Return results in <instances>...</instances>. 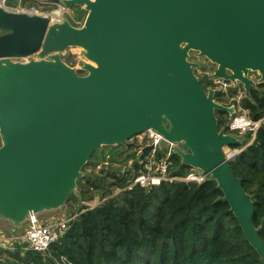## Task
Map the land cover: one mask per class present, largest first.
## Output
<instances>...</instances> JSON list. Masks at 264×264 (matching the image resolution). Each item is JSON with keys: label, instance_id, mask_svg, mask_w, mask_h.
<instances>
[{"label": "water", "instance_id": "1", "mask_svg": "<svg viewBox=\"0 0 264 264\" xmlns=\"http://www.w3.org/2000/svg\"><path fill=\"white\" fill-rule=\"evenodd\" d=\"M63 2L87 10L82 25L0 2V217L20 226L65 206L96 150L125 144L143 160L155 144L131 138L153 128L163 135L159 150L177 142L183 163L216 179L218 199L264 262L254 200L231 166L243 139L218 124L216 111L235 107L216 100L222 88H206L223 77L251 98L264 82V0ZM74 46L84 74L63 58ZM192 50L215 66L202 69Z\"/></svg>", "mask_w": 264, "mask_h": 264}, {"label": "trees", "instance_id": "2", "mask_svg": "<svg viewBox=\"0 0 264 264\" xmlns=\"http://www.w3.org/2000/svg\"><path fill=\"white\" fill-rule=\"evenodd\" d=\"M7 2L17 5V0ZM68 57L65 61L70 63ZM221 97L222 93L216 96ZM242 105L261 122L253 141L236 155L231 166L254 200V224L264 238V82L251 87V98L245 95ZM216 113L219 127L224 126L229 112ZM114 146L118 147L109 151V163H103L100 170L94 163L92 171L77 180V193L67 199L78 205L80 198L93 199L98 193L100 201L93 206L82 204L71 212L76 217L45 252L26 242L17 243L4 250L0 264H264L230 204L218 199L223 191L216 179L164 180L151 187L137 184L124 188L143 162L130 150L133 146L123 145V151L120 145ZM98 150L83 169L96 153H104ZM102 156L105 158L106 152ZM171 158L173 174L183 176L192 169L176 152ZM128 160L132 164L122 170Z\"/></svg>", "mask_w": 264, "mask_h": 264}, {"label": "built area", "instance_id": "3", "mask_svg": "<svg viewBox=\"0 0 264 264\" xmlns=\"http://www.w3.org/2000/svg\"><path fill=\"white\" fill-rule=\"evenodd\" d=\"M6 1L8 0H3L4 4ZM28 1L30 0H17L16 6H19V10H29L30 8H33L35 12H43L50 17V21H61L66 17L65 14L69 10V6L65 4L63 0H60L58 3H52L48 0H39L41 3H44V7H47V9L43 11H39L36 6L28 7L26 5ZM33 56L37 57V54L34 53ZM79 56L85 57L84 54H79ZM29 58L30 56H25L18 59L28 60ZM197 73L200 75L202 73V69L201 71L198 69ZM209 87L222 88V94H228L230 92V95H234L232 91L235 90L237 99L235 96L231 97L235 98L236 100H240L245 96V90L241 83L235 84L232 80L225 79L223 77H210L206 88ZM260 122L261 119H253L249 115V109L242 105L241 108L238 110L236 109L232 114H229V117L223 127H225V132L236 134L239 137H243L247 133H250V140L252 142ZM162 137V133L153 128L144 131V138L139 142L154 143L155 148L143 160L140 159L143 162V167L140 168V170L134 175L133 179L127 183L124 188H132L137 184L144 187H151L154 185H159L164 180L172 181L175 179H183L186 181H201L204 179L200 169L195 167H192V169L183 176L173 174L171 171V166L173 163L171 155L174 152L177 142L170 141L163 150H159L157 145ZM234 148L238 153L240 152L239 148ZM234 148L231 147L229 154ZM159 151H161V154H159ZM120 189L121 188H117V191ZM76 215L77 214H73L66 218H57L49 223H39L37 214H29L26 219L28 221V227L23 233H0V259L4 250L15 248L17 243H22L21 241L26 242L29 247L36 251L45 252L49 249L51 244L55 242L59 236L69 227L71 220H73Z\"/></svg>", "mask_w": 264, "mask_h": 264}, {"label": "rangeland", "instance_id": "4", "mask_svg": "<svg viewBox=\"0 0 264 264\" xmlns=\"http://www.w3.org/2000/svg\"><path fill=\"white\" fill-rule=\"evenodd\" d=\"M5 4L8 6H12V5H9L7 1L5 2ZM26 5L28 7L36 6L39 9V11H43V10L47 9V7H44V3H41L39 0H30L26 3ZM12 7L19 8V6H12ZM65 15L71 21L72 24L82 25L84 20H85L86 15H87V10L84 9L81 5L75 4V5L69 6V10ZM190 53H191L190 58L193 60L199 61L202 69L211 70L215 66L212 62H210L208 60V58L202 57V56H197V52L195 50H192ZM79 54H83L82 48L74 46V47L68 48L63 53V56H64V58H66V56L68 55L69 56L68 59H69L70 64H72L73 66H75L78 69L81 68L80 70H82V71L79 73L84 74L86 71L84 69H82V63H83V61L86 60V57H80ZM199 71H201V69H199ZM250 74L252 76H254V78L256 80L259 78V74L257 71H250ZM232 93L234 95H230V92L228 94H222V97L220 99L216 98V100L219 102L225 103L227 105H233L235 107V110L236 109L238 110L239 108L242 107V99L236 100L237 96L235 94V91H232ZM231 96H235L236 99L232 98ZM143 138H144V132H141L139 134L134 135L131 138V140L135 141V142H139V141L143 140ZM242 139H243L244 147L247 146L249 143H251L250 133H247L246 135H244L242 137ZM0 144H1V139H0ZM123 145H125V144H120V146H119L121 151H123V149H124ZM104 146H102L100 148V150H104V153H102L100 150H98L100 152L96 153V155L91 160L92 162H90L89 165H87L84 169H82L83 174L90 173L93 169L94 163L98 164L96 166V169H99V170H100V167L103 163L104 164L109 163V161L111 160L109 151H111L113 148L118 147V146H114V145H107L106 147H104ZM237 148H240V147H237ZM130 150H135V149H130ZM225 150L229 154L231 147L225 146ZM135 151L138 154L139 151H137V150H135ZM105 152H106L105 158H101V157H103L102 155L105 154ZM131 164H132V160H128L123 166H121V169L122 170L126 169ZM77 191H78V188L76 187V190L74 192L77 193ZM99 201H100V194H98V193L95 194L93 199H88V200L86 199L85 200V198H80L78 205L76 203L66 201L65 206H60L58 208H53V209L43 210L41 212H38L37 213L38 221H39V223H49V222H52L53 220H55L57 218H66L71 214V212L78 210V206H80L82 204L93 206ZM73 208L75 210H73ZM0 221H1L0 222V233H3L4 231H6L10 234H21L28 227V221L27 220H24L20 226L13 225L10 220L5 219L3 217H1ZM21 242H23V241H21Z\"/></svg>", "mask_w": 264, "mask_h": 264}, {"label": "crops", "instance_id": "5", "mask_svg": "<svg viewBox=\"0 0 264 264\" xmlns=\"http://www.w3.org/2000/svg\"><path fill=\"white\" fill-rule=\"evenodd\" d=\"M0 220H1V217H0ZM9 220V219H8ZM11 221V220H10ZM1 222V221H0ZM11 223L13 224V225H15L12 221H11ZM16 226V225H15ZM3 233H5V234H10V233H8V232H6V231H4Z\"/></svg>", "mask_w": 264, "mask_h": 264}, {"label": "flooded vegetation", "instance_id": "6", "mask_svg": "<svg viewBox=\"0 0 264 264\" xmlns=\"http://www.w3.org/2000/svg\"><path fill=\"white\" fill-rule=\"evenodd\" d=\"M217 96V95H216ZM216 96H215V98H216ZM132 141V140H131ZM133 142H135V141H133ZM135 143H138V142H135ZM128 147V146H127ZM134 148V147H133ZM135 149V148H134ZM139 152H138V156H139V153H140V150H138Z\"/></svg>", "mask_w": 264, "mask_h": 264}, {"label": "bare ground", "instance_id": "7", "mask_svg": "<svg viewBox=\"0 0 264 264\" xmlns=\"http://www.w3.org/2000/svg\"><path fill=\"white\" fill-rule=\"evenodd\" d=\"M0 2H3V0H1ZM4 3V2H3ZM30 57H32L33 55H29Z\"/></svg>", "mask_w": 264, "mask_h": 264}]
</instances>
